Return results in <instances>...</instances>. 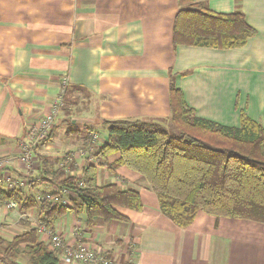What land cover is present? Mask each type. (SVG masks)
Masks as SVG:
<instances>
[{
    "label": "crops",
    "instance_id": "1",
    "mask_svg": "<svg viewBox=\"0 0 264 264\" xmlns=\"http://www.w3.org/2000/svg\"><path fill=\"white\" fill-rule=\"evenodd\" d=\"M193 2L217 14L242 13L255 36L227 51L174 47L177 0H0V158L7 161L5 175L14 183L25 181L24 193L37 196L47 185L39 179L46 170L67 162L78 171L97 166L106 130L94 122L67 132L65 124L57 128L61 113L49 139L34 152L31 167L16 160L29 122L49 111L64 78L69 87L62 122L76 117L168 123L173 77L197 118L238 127L244 112L264 129V0ZM96 125L105 133L91 128ZM92 135L96 141L87 142ZM118 159L114 154L106 161L113 165ZM29 178L35 183L28 187ZM96 184L137 191L142 208H119L127 222L96 220L91 227L85 226L83 213L66 214L52 229L69 245L103 249L122 264H264V225L199 214L190 227L180 229L162 215L156 195L137 173L116 167L113 174L97 166ZM6 209L0 205V224L8 230L22 233L31 225L14 211L17 207Z\"/></svg>",
    "mask_w": 264,
    "mask_h": 264
},
{
    "label": "trees",
    "instance_id": "2",
    "mask_svg": "<svg viewBox=\"0 0 264 264\" xmlns=\"http://www.w3.org/2000/svg\"><path fill=\"white\" fill-rule=\"evenodd\" d=\"M177 3L174 47L234 50L256 34L242 13L217 14L193 0ZM170 78L169 122L174 130L139 120H94L106 130V144L95 156L97 166L113 174L116 167H125L140 175L156 195L162 215L180 229L190 227L199 214L264 225V129L244 112H240L238 127L197 118ZM114 154L119 159L109 165L106 160ZM97 166L85 165L78 171L73 162H67L46 170L39 179L48 185L51 197L60 199L53 207L47 202L40 205L36 196L15 187L11 191L0 188V205L14 203L21 214L40 208V222L52 232L53 223L70 212L83 213L86 227L96 220L127 222L117 209L140 211L138 192L122 191L116 184L98 186ZM33 183L30 180L27 186ZM65 196L69 206L62 204ZM60 254V250H49L29 224L10 240L0 237V264H18L21 256L29 264H61Z\"/></svg>",
    "mask_w": 264,
    "mask_h": 264
},
{
    "label": "built area",
    "instance_id": "3",
    "mask_svg": "<svg viewBox=\"0 0 264 264\" xmlns=\"http://www.w3.org/2000/svg\"><path fill=\"white\" fill-rule=\"evenodd\" d=\"M68 87V81L64 78L60 83L59 92L50 105L49 111L41 118L30 121L26 135L19 141L16 160L17 162L26 164L27 168H30L34 161V152L47 141L53 127V123L64 106V99ZM96 139V135L91 136V142H95ZM79 155L82 157L85 156L83 151L79 152ZM6 166L7 161L0 158V188L6 191H11L14 187L18 189L26 187L25 181L14 183L12 182L11 176L5 175L4 170L6 169ZM63 194H69L72 196L71 193L66 191H64ZM36 200L40 205L43 202H47L50 203L52 207L56 203L60 202L58 197H51L47 192L44 193L43 196L37 195ZM61 200L63 205H70V200L67 196L61 197ZM3 207L7 209H15L16 206L14 203H9L5 204ZM21 218L27 220L33 228L37 229L36 231L40 240L47 245L49 250H60L61 254L59 259L61 264H122L111 258V256L108 255V252L103 249L101 250L95 247H87L84 244H78L76 246L69 245L60 233H53L41 222L35 220L33 215L29 212L22 214Z\"/></svg>",
    "mask_w": 264,
    "mask_h": 264
},
{
    "label": "rangeland",
    "instance_id": "4",
    "mask_svg": "<svg viewBox=\"0 0 264 264\" xmlns=\"http://www.w3.org/2000/svg\"><path fill=\"white\" fill-rule=\"evenodd\" d=\"M65 107V106H64ZM69 107V106H68ZM63 110V109H62ZM72 111H73V108H72ZM74 112V111H73ZM61 114H60V119L58 120V122H57V128H59L60 126H62V124H65L64 126V130L65 131H67V132H72V131H75L76 129H80V128H82L84 125H75V126H72L71 124H69V122H70V120H69V118L67 117L66 119H65V121L64 122H62L61 121V119L64 117L63 115H62V111L60 112ZM75 113V112H74ZM152 123H157V122H152ZM162 127H164L165 129H167L168 131H173L174 129H173V126H172V124H171V122H168V123H162ZM91 128H93V129H95V130H97L98 132H101V133H105L104 132V129L101 127V126H99V125H96V126H94V127H91ZM174 133V132H173ZM32 178V177H31ZM29 180H30V178H29ZM15 186V185H14ZM49 189V187L47 186V185H41L40 186V188L38 189V190H40V191H42V192H50L51 190H48ZM23 191L25 190V188H23L22 189ZM39 192H37V194H38ZM41 193V192H40ZM39 195V194H38ZM7 210V209H6ZM35 210H37V214L36 213H34V219L35 220H37L38 222H40V220H41V216H40V208H36ZM10 211H12V209L10 210ZM14 211H17V209H15ZM68 214V213H67ZM38 215V216H37ZM63 218V217H62ZM61 219V218H60ZM24 221H25V219H24ZM27 221V220H26ZM28 222V221H27ZM29 223V222H28ZM43 224V223H42ZM44 225V224H43ZM7 226L8 225H6V224H4V223H1L0 224V231H1V229H6V230H4V232H0V236H1V238H3L4 240H10V239H12L14 236H16V235H18V234H20V232H16V231H10V230H8L7 229ZM31 227H32V225H31ZM36 229V228H35ZM37 230V229H36ZM39 237V236H38ZM39 239H40V237H39ZM18 262H20V263H22V264H29V262H28V260L25 258V257H23V256H21V257H19L18 258Z\"/></svg>",
    "mask_w": 264,
    "mask_h": 264
},
{
    "label": "water",
    "instance_id": "5",
    "mask_svg": "<svg viewBox=\"0 0 264 264\" xmlns=\"http://www.w3.org/2000/svg\"><path fill=\"white\" fill-rule=\"evenodd\" d=\"M70 123H71L72 126H75V125L93 124L94 121L93 120H88V119H82V118L73 117V118H71Z\"/></svg>",
    "mask_w": 264,
    "mask_h": 264
}]
</instances>
